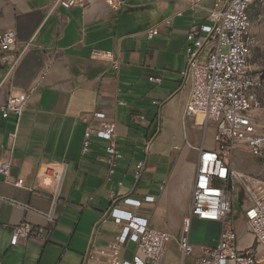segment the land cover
Masks as SVG:
<instances>
[{
  "label": "crops",
  "instance_id": "0c3cea01",
  "mask_svg": "<svg viewBox=\"0 0 264 264\" xmlns=\"http://www.w3.org/2000/svg\"><path fill=\"white\" fill-rule=\"evenodd\" d=\"M75 1L64 7L56 0H0V35L11 29L17 37L14 50H0V102L37 86L19 120L0 116V156L11 162L9 179L0 176V264H82L96 225L99 251L118 234L120 226L107 214L114 205L147 217L178 243L199 158L188 144L200 146L205 139L206 147L215 145L206 142L200 121L185 115L191 87L183 85L181 74L187 33L204 21V12L191 10V0H121L119 7L108 0ZM168 18L170 25L164 23ZM152 27L156 33L149 39ZM94 49L112 51L120 69L113 59L94 57ZM95 112L117 124L121 157L114 174L105 160L107 141L93 136L90 152L82 155L86 128L102 123ZM141 160L145 169L135 181ZM61 163L67 170L50 220L52 196L40 188L38 175ZM18 177L22 186L14 183ZM148 195L155 200L141 207L122 203ZM23 222L42 228L46 238L12 244L14 228ZM194 222L210 234L198 237ZM220 231L219 222L194 219L193 257L201 246H215ZM136 251L130 242L119 256L130 260ZM177 252L183 258L179 245ZM93 264L108 263L99 254Z\"/></svg>",
  "mask_w": 264,
  "mask_h": 264
},
{
  "label": "built area",
  "instance_id": "2783aa9c",
  "mask_svg": "<svg viewBox=\"0 0 264 264\" xmlns=\"http://www.w3.org/2000/svg\"><path fill=\"white\" fill-rule=\"evenodd\" d=\"M259 0H191L189 8L204 12L203 22H194L186 37V65L181 70L183 85L190 84L191 92L186 104L185 115L202 119L200 125L205 130L212 126L214 147L205 146V139L200 146H192L199 152L197 172L190 212L185 220L178 245L183 259L194 256L196 247L190 240L191 224L194 219L216 221L221 224L220 236L215 246H201L194 264H264V191L252 199L245 209V219L253 243L246 247L239 246V233L233 225L230 215L233 210L231 182L239 177L234 169L231 156L242 144L251 153L264 158V133L258 129L255 112L263 107L261 91L264 77L257 74L251 64L252 56L258 45L256 34L252 30L251 8ZM56 4L72 7L75 0H56ZM112 7H119L121 0H108ZM176 16H182L177 12ZM173 18L164 20L170 25ZM156 28L147 31L152 39ZM16 33L9 29L0 35V50L10 52L16 46ZM94 57L113 59L112 51L94 49ZM113 67L120 69V62L113 59ZM162 78H154L161 82ZM37 86L25 92L11 95L5 102H0V116L8 118L15 115L19 120ZM95 117L102 119L100 126H88L84 134L82 155L91 150L92 137L107 141L106 162L109 173L114 174L117 159L121 153L117 146V124L107 120L104 112H95ZM15 138L16 132L9 134ZM3 150L4 146L0 145ZM146 160L137 163L134 179L138 181L145 169ZM67 164L43 168L38 175L41 189L52 196V209L46 215L54 219V212L59 199ZM11 162L0 156V176L9 179ZM17 186L23 185V179L14 180ZM155 196L148 195L144 200L125 197V206L141 207L143 202H153ZM29 209V206H25ZM108 216L120 226L118 234L106 249L99 251L96 239L100 226L96 225L89 238L82 264H93L99 254L106 257L108 264H163L167 245L171 239L169 232L154 228L147 217L127 208L114 205L109 208ZM49 232V231H48ZM42 228L23 222L14 228L12 244L27 240L31 236L46 238ZM130 242L137 244V251L132 259H121L120 250Z\"/></svg>",
  "mask_w": 264,
  "mask_h": 264
},
{
  "label": "rangeland",
  "instance_id": "374dc122",
  "mask_svg": "<svg viewBox=\"0 0 264 264\" xmlns=\"http://www.w3.org/2000/svg\"><path fill=\"white\" fill-rule=\"evenodd\" d=\"M251 19L252 30L258 40L251 63L257 74L264 77V0H259L252 6ZM262 98L263 107L256 111L254 116L259 131L264 133V90ZM198 120L202 122V119L199 118ZM213 133L214 130L211 126L205 133L207 143L212 140ZM231 161L234 169L239 173V177L230 184V190L233 195V210L230 219L237 232L241 234L239 246L243 244L251 245L253 239L250 236L243 205H250L252 199L259 197L264 191V158L254 156L250 149L242 144L233 152ZM192 229L198 237L205 236L210 232L205 225H199L197 222H194ZM199 243L197 242L196 244ZM177 244L175 238L170 239L163 258V264H194L195 257L190 256L184 260L180 256L179 252H177Z\"/></svg>",
  "mask_w": 264,
  "mask_h": 264
},
{
  "label": "bare ground",
  "instance_id": "6f19581e",
  "mask_svg": "<svg viewBox=\"0 0 264 264\" xmlns=\"http://www.w3.org/2000/svg\"><path fill=\"white\" fill-rule=\"evenodd\" d=\"M201 119V118H200Z\"/></svg>",
  "mask_w": 264,
  "mask_h": 264
}]
</instances>
